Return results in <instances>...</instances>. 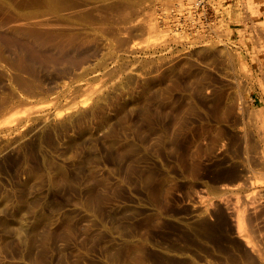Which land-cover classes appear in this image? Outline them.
Instances as JSON below:
<instances>
[{"label": "rangeland", "instance_id": "rangeland-1", "mask_svg": "<svg viewBox=\"0 0 264 264\" xmlns=\"http://www.w3.org/2000/svg\"><path fill=\"white\" fill-rule=\"evenodd\" d=\"M246 4L0 0V264H264V26L237 36Z\"/></svg>", "mask_w": 264, "mask_h": 264}, {"label": "bare ground", "instance_id": "bare-ground-1", "mask_svg": "<svg viewBox=\"0 0 264 264\" xmlns=\"http://www.w3.org/2000/svg\"><path fill=\"white\" fill-rule=\"evenodd\" d=\"M196 1H198V0H196ZM251 1H252V0H246V2H248V4H246V5L249 6L250 4H252ZM192 2H194V1H192ZM257 2H258V1H257ZM260 2H261V1H260ZM201 3H202V2H201ZM226 3H227V2H226ZM240 3H241V2H240ZM242 3H243V0H242ZM254 3H255V2H253V4H254ZM196 4H197V3H196ZM199 4H200V3H199ZM260 4H261L262 9H259V10H260V12H263V15H264V0H263ZM193 5H195V4H193ZM204 5H205V4H204ZM258 5H259V4H258ZM255 6L258 7V6L255 5V4L249 6V7H251L250 10L252 11V15H253V16L251 15V17H252L253 19H256V20H253V22L250 21V22L247 24V25L251 26V28H250V27H247V26H245V25H243L242 23H243L244 19L241 18V15H240L241 13L239 12V13L237 14V17L235 18V19L237 20V22H238V23H237L238 25H237V27H236L237 36L245 35V33H246L245 31H246V30H248V33H249V32H254V31H256V30H254V29H256V28H255V27H256V25H255L256 23H259V24L263 23V26H264V19H260V18H258L259 11H257L258 9L254 8ZM226 7H227V6H226ZM168 8H170V7H168ZM202 8H203V7H202ZM253 8H254V10H253ZM203 9H204V8H203ZM231 11H232V9H231ZM168 12H169V10H168ZM200 14H201V12H200ZM166 16H167V15H166ZM242 17H244V16L242 15ZM174 18H175V17H174ZM177 18H178V17H177ZM177 18H175V19H177ZM161 19H163V18H161ZM164 19L166 20V19H168V18H167V17L165 18V16H164ZM164 19H163V20H164ZM258 19H259L260 21H259ZM155 20H156V19H154V21H155ZM156 21H158V20H156ZM167 21H168V20H167ZM198 21H199V20H198ZM261 21H262V22H261ZM174 22H175V23H176V22L178 23V19H177V21H174ZM179 22H180V21H179ZM194 22H195V21H194ZM260 22H261V23H260ZM152 23H153V22H152ZM152 23H151V24H152ZM154 23H156V22H154ZM158 23H159V22H158ZM162 23H163V22H162ZM162 23H161V24H162ZM164 23L166 24V22H164ZM168 24H169V23H168ZM178 24H179V23H178ZM178 24H177V25H178ZM158 25H159V24H158ZM203 25H205V24H203ZM203 25H202V26H201V25H198V29L200 28V29H199L200 31H203V28H204ZM213 25H214V24H213ZM150 26H151V25H150ZM154 26H156V24H154ZM159 26H160V25H159ZM167 26H170V25H167V24H166V28H167L166 30H167V31L165 30V28H164V29L162 28L163 31H162V29H161V31L163 32V34L160 32V29H159V27H157V26H156V27L158 28L159 33H158V30H157V32H156V29H157L156 27H155L156 29L154 28V30H153V28H152V27H153V24H152V26H151V28H152L151 31H154V34H156V33H157V34H160V33H161V35L166 36L167 33L165 34L164 32H168L169 29H168ZM196 26H197V25H196ZM196 26H195V27H196ZM209 26H210V25H209ZM214 26H215V25H214ZM160 27H161V26H160ZM171 27H172V26H171ZM257 27H258V25H257ZM259 27L261 28V26H259ZM172 28H173V27H172ZM181 28H182V27H181ZM221 28H222V27H221ZM59 29H60V28H59ZM59 29H58V30H59ZM61 29H63V28H61ZM178 29H179V28H178ZM193 29H195V28L193 27ZM205 29H206V28H205ZM207 29H208V27H207ZM212 29H213V28H211V30H212ZM214 29H215V28H214ZM223 29L226 30L227 28H223ZM180 30H181V29H180ZM183 30H184V29H183ZM183 30H182V32H181V31H180V32H181L182 34H183V33L186 34ZM208 30H209V29H208ZM257 30H258V28H257ZM263 30H264V29H262V31H263ZM197 31H198V30H197ZM197 31H196V33H197ZM218 31L221 32L222 30H219V29H218ZM218 31H217V32H218ZM226 31H227V30H226ZM258 31H259V30H258ZM258 31H257V32H258ZM262 31H261V32H258V33H262ZM170 32H173L174 34H178V33H179V31H178V30H175V29H174V30L171 29ZM170 32H169V35H170ZM177 32H178V33H177ZM210 32H211V31H210ZM210 32L208 31V33H210ZM213 32H214V30H213ZM224 32H225V31H224ZM224 32H222V34H224ZM231 32H235V30L232 29ZM231 32H230V33H231ZM257 32H256V33H257ZM181 33H180L179 35H181ZM205 33H207L206 30H205ZM218 33H219V32H218ZM225 33L229 34V29H228V31L225 32ZM256 33H255V34H256ZM258 33H257V35H258ZM190 34L194 37V33H193V34L190 33ZM190 34H189V35H190ZM198 34H199V33H198ZM198 34H197V35H198ZM211 34H212V33H211ZM222 34L219 33L220 36H221ZM161 35H156V36H158V37H163V36H161ZM169 35H168V36H169ZM203 35H204V34L202 33V34H200V35H198V36H200V37L202 36V37H203ZM208 35H209V34H208ZM213 35H214V33H213ZM215 35H217V33H216ZM219 35H217V36H219ZM231 35H232V33H231ZM171 36H173V35H171ZM181 36H183V35H181ZM184 36H185V35H184ZM211 36H212V35H211ZM211 36H210V37H211ZM222 36H224V35H222ZM222 36H221V37H222ZM259 36H260V37H259ZM205 37H206V36H205ZM256 37H257V36H255V38H256ZM258 37L262 39V36H261V35H258ZM186 38H187V37H186ZM198 38H199V37H198ZM253 38H254V37H253ZM259 38H258V39H259ZM188 39H191V37L188 38ZM193 39H195V38H193ZM256 40H257V39H256ZM263 40H264V39H263ZM9 41H10V40H9ZM219 41H220V40H219ZM241 41H242V40H241ZM257 41H259V40H257ZM261 41H262V40H261ZM249 43H250V42H249ZM262 43H264V41H263ZM258 44H259V43H258ZM258 44L256 45V47L258 46ZM28 45L32 46L33 49H34V47H35V46H33V44L31 45V44L28 43ZM253 45H254V43H253ZM253 45H250V51H251V50H254ZM25 46H26V45H25ZM41 46H42V45H41ZM244 46H245V45H244ZM259 46H260V45H259ZM261 46H262V45H261ZM32 47H31V48H32ZM39 47H40V46H39ZM27 48H28V47H27ZM29 48H30V47H29ZM29 48H28V49H29ZM31 48H30V49H31ZM41 48H42V47H41ZM43 48H44V47H43ZM58 50H59V51H61V50L63 51V49H61V50L58 49ZM58 50H57V53H58ZM263 50H264V47H263ZM258 52H259V51H258ZM46 53H47V52H46ZM54 53H56V52H54ZM259 53H260V52H259ZM42 54H43V53H42ZM63 54L65 55V52H64ZM63 54H62V55H63ZM66 54H67V53H66ZM249 54H250V53H249ZM261 54H262V53H261ZM48 55H49V56H48ZM50 55H52V54H47V55H45V57L48 56V57H47L48 59L50 58V61H49V62H51V60L54 58V57L51 58L52 56H50ZM55 55H57V54H54L53 56H55ZM62 55H60L59 57H61ZM64 55H63V56H64ZM251 55H252V58H251V59H253V64L255 65V68L258 66L257 68L259 69L261 65H264V62L261 63V62L258 60L259 56H258V53H257L256 51H252ZM263 55H264V54H263ZM28 56H29V55H28ZM34 56H35V55H34ZM41 56H42V55H41ZM43 56H44V55H43ZM30 57H31V56H30ZM45 57H44V58H45ZM59 57H58V58H59ZM35 58H36V57H35ZM58 58H57V59H58ZM65 58H66V57H65ZM260 58H261V57H260ZM260 58H259V59H260ZM37 59H40V58L37 57ZM59 59H60V58H59ZM61 59H62V58H61ZM61 59H60V60H61ZM63 59H64V57H63ZM63 59H62V60H63ZM73 59H74V58H73ZM62 60H61V61H62ZM64 60H65V59H64ZM64 60H63V61H64ZM74 60H75V59H74ZM42 61H45V60H42ZM55 61H56V59H55ZM55 61L52 60V62H55ZM57 61H58V60H57ZM69 61L72 62L73 60L70 59ZM49 62H47V63H49ZM73 62H74V61H73ZM237 62H238V60H237ZM239 62H241V61H239ZM251 62H252V60H251ZM251 62H250V63H251ZM235 63H236V62H235ZM237 65H238V64H237ZM239 65L241 66L242 63H240ZM242 67H243V65H242ZM245 67H246V65H245ZM245 67H243V69H245ZM237 68H238V67H237ZM262 69H263V68H262ZM249 70H250V69L247 67V70L245 69V70H243V71L245 72V71H249ZM263 70H264V69H263ZM234 71H236V69H235ZM239 71H240V69H239ZM250 71H251V70H250ZM250 71H249V73H250ZM261 71H262V70H260V72H261ZM237 72H238V70H237ZM241 72H242V70H241ZM244 72H243V73H244ZM262 72H263V71H262ZM262 72H261V73H262ZM234 74H236V72H235ZM240 74H241V73H240ZM244 74H245V75H243V76H246V75H247L246 72H245ZM248 75H249V74H248ZM248 75H247L246 77H251L250 75H249V76H248ZM261 75H263V73H262ZM237 76H238V74H237ZM241 76H242V75H241ZM233 77H234V76H233ZM238 77H240V76H238ZM238 77H237V78H238ZM246 77H245V78H246ZM256 77H257V76H256ZM259 77H260V76H259ZM259 77L256 78V79H259ZM261 77H263V76H261ZM252 78H253V77H252ZM246 79H247V78H246ZM249 79H250V78H249ZM250 80H251V79H250ZM253 80H254V79H253ZM259 80H261V78H260ZM263 80H264V78L261 80V83H263ZM233 81H235V79H234ZM239 81H240V80H239ZM255 81H256V80H255ZM247 82H248V83H251L252 81H249V80H248ZM256 82H257V81H256ZM235 84H236V83H235ZM240 84H241V83H240ZM263 84H264V83H263ZM263 84H262V85H263ZM249 85H251V84H249ZM249 85H248V86H249ZM254 85H255V84H254ZM238 86H240V85L238 84L237 87H238ZM246 87H247V86H246ZM249 87H250V86H249ZM247 89H249V88H247ZM253 89H254V88H253ZM262 89L264 90L263 87H262ZM248 91H249V90H248ZM255 91H256V90H255ZM263 92H264V91H263ZM263 92H262V93H263ZM262 93H261V95H262ZM263 94H264V93H263ZM249 95H250V94H249ZM254 95H256V94H254ZM258 95H259V94H258ZM241 97H243V96H241ZM262 97H263V95H262ZM238 98H239V97H238ZM244 99L246 100V97L243 98V100H244ZM253 99H254V98H253ZM240 100H242V99H240ZM259 100H260V99H259ZM263 100H264V99H263ZM83 102H84V101H83ZM239 102H240V101H239ZM241 102H242V101H241ZM241 102H240V104H241ZM246 103H247V102H246ZM80 104H81V103H80ZM242 104H243V102H242ZM242 104H241V105H242ZM1 105H2V104H1ZM238 105H239V104H238ZM238 105H237V106H238ZM68 106H69V105H68ZM242 106H243V108H244V105H242ZM242 106H241V107H242ZM75 107H76V106H75ZM245 107H247V104H246ZM259 107H260V106H259ZM10 108L12 109L13 107H9V108H8L7 105L4 106V107H3V106H0V116L5 115L6 113L10 112V111H9ZM65 108H66V109H69V107H68V108L65 107ZM70 108H74V105H73L72 107H71V105H70ZM254 108H255V107H254ZM260 108H261V107H260ZM260 108H257V107H256V109H258V111L260 110ZM263 108H264V107H263ZM24 109H25V108H24ZM57 109H58V108H57ZM241 109H242V108H241ZM245 109H246V108H245ZM19 110H20V109H18V111H19ZM58 110H60V109H58ZM58 110H56V111L58 112L59 115H61L60 113H62V110H63V109L60 110V111H58ZM239 110H240V109L238 108V111H239ZM253 110H254V109H253ZM18 111L16 110V111H13V112H14V113H15V112L18 113ZM20 111H22V110H20ZM56 111H55V115H56V113H57ZM247 111H250V110L247 109ZM251 111H252V110H251ZM251 111H250L249 113L247 112V114L253 116L251 113L254 112V111H257V110H254V111H252V112H251ZM258 111H257V115H258V113H259ZM59 112H60V113H59ZM240 112H242V110H240ZM238 113H239V112H238ZM243 113H244V112H243ZM243 113H242V114H243ZM255 113H256V112H254V117H255ZM10 114L12 115V112H11ZM10 114H9V115H10ZM58 114H57V115H58ZM240 114H241V113H240ZM240 114H239V115H240ZM247 114H246V115H247ZM9 115H8V116H9ZM257 115H256V116H257ZM261 115H263V114H262L261 111H260V114L258 115L259 117L257 116V117H255V118H256V119H257V118H262ZM8 116H3V118H2V125H5V121H4V120H6V122H9V121H8L9 119H7ZM260 116H261V117H260ZM240 117H241V115H240ZM243 117H244V116H243ZM243 117H241V118L243 119ZM247 117H248L250 120H253V119H254L253 117H252L253 119L250 118V116H247ZM245 119H246V118H245ZM245 119H243V120H245ZM249 119H248V120H249ZM0 120H1V119H0ZM243 120H242V121H243ZM3 121H4V122H3ZM242 121H240V122H242ZM255 121H256V120H255ZM260 121H263V120H260ZM247 122L250 123L251 121H247ZM247 122H246V120H245V124H246ZM243 123H244V122H243ZM253 123H254V122H253ZM257 123H258V122H257ZM257 123H254V124H255V127H256V128H255V127H254V128H255V129H258V126L261 124V127H260V126H259V127L262 128V129L264 130V127H262V125H263L264 123H263V122H262V123L260 122V124H257ZM0 124H1V123H0ZM251 124H252V122H251ZM254 124H252V125H254ZM243 125H244V124H243ZM257 125H258V126H257ZM245 126H247V124H246ZM245 126H244V127H245ZM240 128H241V127H240ZM248 128H249V127H248ZM248 128H247V129H248ZM254 128H253V129H254ZM241 129H242V128H241ZM245 129H246V128H245ZM245 129H244V130H245ZM242 130H243V129H242ZM249 130H251V128H250ZM258 130H260V129H258ZM245 131H246V130H245ZM255 131H257V130H255ZM241 132H242V131H241ZM241 132H240V133H241ZM250 132H251V131H250ZM252 132H253V131H252ZM257 132H258V131H257ZM257 132H256V133H257ZM260 132H261V131H259L258 133H260ZM243 133H245V132H243ZM243 133H242V134H243ZM247 133H248V134H247ZM247 133H245L246 136H247V135H250L249 132H247ZM253 133H254V132H253ZM262 134H263V132H262ZM240 135H241V134H240ZM257 135H258V134H257ZM263 135H264V134H263ZM241 136H243V135H241ZM246 136L244 135V138H246ZM260 136H261V135H260ZM260 136H259V139L261 138ZM247 137H248V136H247ZM249 137H250V136H249ZM249 137H248V138H249ZM244 138H243V139H244ZM257 138H258V136H257ZM263 138H264V137H263ZM243 139H242V140H243ZM246 139H247V138H246ZM246 139H244V140H246ZM248 140H249V139H248ZM261 140H262V138H261ZM246 141H247V140H246ZM246 141H245V142H246ZM262 141H263V140H262ZM31 142H32V141H31ZM34 142H35V141H34ZM248 142H249V141H248ZM263 142H264V141H263ZM28 144H29V142H28ZM243 145H244V144H243ZM32 146H33V144H32ZM259 146H260V145H259ZM27 147H28V146H27ZM30 147H31V146H30ZM30 147H29V149H31ZM33 147H34V146H33ZM246 147H247V146H245V148H246ZM261 147H262V146H261ZM261 147H260V149H261ZM263 147H264V145H263ZM263 147H262V148H263ZM257 148H258V146H257ZM262 150H264V149H262ZM262 150H261V152L263 153ZM244 151H246V150L244 149ZM261 152H260V154H261ZM263 154H264V153H263ZM245 156H246V155H245ZM246 159H247V158H246ZM246 165H247V164H245L244 166L246 167ZM248 165H249V164H248ZM251 167H252V166H250V170H251ZM248 168H249V167H248ZM252 168H253V167H252ZM253 169H254V168H253ZM246 170H248L247 167H246ZM248 172H249V171H247V173H248ZM247 175H248V174H247ZM247 177H248V176H247ZM251 183H252V182H251ZM251 183H249V184H251ZM220 217H221V216H220ZM222 218H223V215H222ZM238 218L240 219V217H238ZM219 219H220V218H219ZM237 221H238V220H237ZM210 222H211V221H210ZM210 222H209V223H210ZM214 223H216V222H214ZM216 224H217V223H216ZM236 224H237V227H238V226H240V224H242V223H240V221H239V222H237ZM241 226H242V225H241ZM207 227H209V226H207ZM216 228H217V227H216ZM212 229H213V228H212ZM214 229H215V227H214ZM239 229H240V230H239ZM207 230H208V228H207ZM236 230H237V228H236ZM238 230L241 231V227H240V228L238 227ZM208 231H209V230H208ZM208 231H207V232H208ZM216 231H217V230H216ZM239 231H238V233H239ZM210 232H211V231H210ZM219 233H220V232H219ZM209 234H211V233H209ZM217 236H218V235H217ZM219 237H220V236H219ZM215 239H216V238H215ZM217 239H218V238H217ZM220 239H221V238H220ZM246 239H247V238H246ZM246 239H245V240H246ZM223 241H224V239H223ZM247 241H248L249 243L251 242L249 239H248ZM247 241H245V242L248 244ZM216 242L218 243V240H217ZM221 242H222V241H221ZM221 242H220V243H221ZM222 243H223V242H222ZM219 245H221V244H219Z\"/></svg>", "mask_w": 264, "mask_h": 264}]
</instances>
